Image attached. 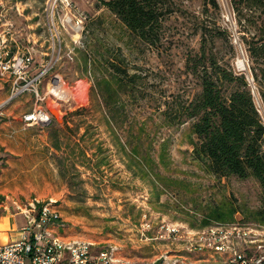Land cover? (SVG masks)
Returning <instances> with one entry per match:
<instances>
[{"label":"rangeland","instance_id":"rangeland-1","mask_svg":"<svg viewBox=\"0 0 264 264\" xmlns=\"http://www.w3.org/2000/svg\"><path fill=\"white\" fill-rule=\"evenodd\" d=\"M106 1L0 0L3 57H32L24 78L0 77V204L22 224L18 204L52 201L70 238L90 239L96 250L115 244L128 264H222L198 249L195 233L217 216L264 222V195L252 175L219 177L194 152V119L177 122L199 91L185 63L205 32L216 56L245 73L264 121L253 77L264 62H252L244 43L261 32L264 12L242 8L238 22L230 0H166L152 45ZM103 79L115 87L114 102L104 101ZM37 106L50 120L25 122ZM145 155L155 172L144 177L136 160ZM167 224L179 231L169 234Z\"/></svg>","mask_w":264,"mask_h":264},{"label":"trees","instance_id":"trees-1","mask_svg":"<svg viewBox=\"0 0 264 264\" xmlns=\"http://www.w3.org/2000/svg\"><path fill=\"white\" fill-rule=\"evenodd\" d=\"M209 1L213 7L219 6L217 0ZM165 2L108 0L106 5L137 37L155 45L159 41L157 28ZM230 4L238 11V22L245 15H241L242 8L262 9L264 12V0H230ZM255 18L249 14L244 19L255 23ZM259 18L261 32L250 34L248 39L244 37L248 56L257 66H260L259 62H264V16L260 13ZM207 43V35L202 32L199 47L188 52L186 68L197 78L199 91L181 106L177 122L194 119L192 131L198 138L194 143V152L203 160L208 171L219 177L235 176L240 179L252 175L264 195V121L255 105L245 73L233 69L230 62L221 61ZM255 68L253 66L254 81L264 101V80L260 78L264 77V67H258L261 75ZM117 83L123 84L120 81ZM98 86L105 102L115 101L116 90L110 80H100ZM133 148L137 151V146ZM132 155L136 157L134 152ZM136 162L142 169V176H148L153 171L149 156L140 157ZM217 218L226 220L223 216Z\"/></svg>","mask_w":264,"mask_h":264},{"label":"built area","instance_id":"built-area-1","mask_svg":"<svg viewBox=\"0 0 264 264\" xmlns=\"http://www.w3.org/2000/svg\"><path fill=\"white\" fill-rule=\"evenodd\" d=\"M31 58L29 54L21 53L5 59L0 45V77L11 72L17 78H24L23 67L30 63ZM41 75L42 72L35 78ZM25 86L14 85L11 96L25 90ZM36 95L37 101H40L42 97L37 90ZM23 120L27 123H47L50 116L45 109L37 106L24 113ZM17 207L24 222L18 229V237L0 242V264H128L117 258L118 247L115 244L107 243L96 250L98 243L90 239L70 238L68 225L52 201L40 203L36 200L29 205L18 204ZM166 228L169 234L179 231L172 224H167ZM195 234L198 249L205 247L222 264H264L262 221L214 220Z\"/></svg>","mask_w":264,"mask_h":264},{"label":"crops","instance_id":"crops-1","mask_svg":"<svg viewBox=\"0 0 264 264\" xmlns=\"http://www.w3.org/2000/svg\"><path fill=\"white\" fill-rule=\"evenodd\" d=\"M4 80H7V79H5V78L1 79L0 78V93H3V91L5 90ZM0 103H2V100H0ZM7 112L13 113V112H15V110L8 108ZM15 113H17V112H15ZM0 206H3L2 211L0 212V242L3 243V242H7V241L13 240L16 237H18V229H19L20 225H22V224L18 223L17 217L19 215L15 214L14 213L15 211H12V212L9 211L7 209L6 205L0 204ZM20 216H22V215H20ZM23 222H24V219H23ZM118 250H119V248H118ZM118 250L116 252L117 258L119 260L127 262L125 259L126 256H122V254L119 255ZM153 264H160V263L154 262Z\"/></svg>","mask_w":264,"mask_h":264},{"label":"bare ground","instance_id":"bare-ground-1","mask_svg":"<svg viewBox=\"0 0 264 264\" xmlns=\"http://www.w3.org/2000/svg\"><path fill=\"white\" fill-rule=\"evenodd\" d=\"M55 89H57V87H54Z\"/></svg>","mask_w":264,"mask_h":264}]
</instances>
